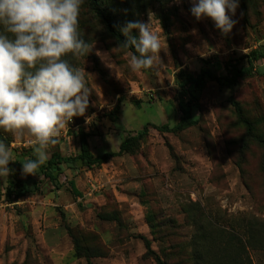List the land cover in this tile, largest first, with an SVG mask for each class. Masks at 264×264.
<instances>
[{
    "label": "rangeland",
    "instance_id": "rangeland-1",
    "mask_svg": "<svg viewBox=\"0 0 264 264\" xmlns=\"http://www.w3.org/2000/svg\"><path fill=\"white\" fill-rule=\"evenodd\" d=\"M105 4L119 31L129 21L151 23L163 45L161 63L132 72L128 53H138L120 46L84 0L79 30L94 47L65 59L85 70L89 107L62 130L49 157L78 156L70 134L80 130L92 134L95 156L117 152L146 126L149 133L99 168L64 167L60 190L43 181L40 193L15 204L2 198L9 176L0 178V264H156L149 251L168 264H247L248 257L264 264V76L235 86L209 82L192 110L196 126L157 130L180 122L181 70L196 75L209 60L223 76L228 61L264 47V0H239L227 35L210 18L192 16L191 0ZM257 66L264 71V61ZM8 136L13 157L32 148L27 139ZM30 177L32 186L42 180ZM71 179L82 197L71 193ZM75 240L90 258L77 255Z\"/></svg>",
    "mask_w": 264,
    "mask_h": 264
},
{
    "label": "clouds",
    "instance_id": "clouds-1",
    "mask_svg": "<svg viewBox=\"0 0 264 264\" xmlns=\"http://www.w3.org/2000/svg\"><path fill=\"white\" fill-rule=\"evenodd\" d=\"M83 2L0 0V129L32 146L35 158L22 162V176L38 175L62 130L89 107L92 89L85 70L65 59L69 54L87 56L94 47L79 30ZM191 4L192 16L210 18L223 35L237 23L232 17L239 0H191ZM133 29L138 37L132 35ZM120 31L126 38L120 46L138 53H128L132 72L159 66L163 45L151 23L129 21ZM13 161L9 145L0 140V178L10 175Z\"/></svg>",
    "mask_w": 264,
    "mask_h": 264
},
{
    "label": "trees",
    "instance_id": "trees-1",
    "mask_svg": "<svg viewBox=\"0 0 264 264\" xmlns=\"http://www.w3.org/2000/svg\"><path fill=\"white\" fill-rule=\"evenodd\" d=\"M87 5L92 15L104 24L107 31L114 36L120 44L124 43L125 39L123 34L116 29L114 18H112L111 14L108 12L105 0H87ZM133 52H135L134 49ZM263 61L264 47H261L252 50L249 54L237 60H230L224 64L223 76L217 75L212 62L209 60L202 61L204 64L200 72L196 75L189 71L181 70L176 75V85L178 87L176 102L177 110L181 113L182 117L180 122L175 126L170 127L168 125H163L158 127L157 130L161 133H179L186 128L196 126L197 121L192 118V110L194 107L198 106V94L206 89L209 82H216L220 86H235L242 79L253 76H264L263 69L257 66ZM117 110L118 108L115 112H117ZM238 115L242 118V112L239 111ZM148 133L149 127L146 126L137 135L125 138L121 142L117 152L108 151L98 156L92 154L90 150L89 139L92 137V134L82 130L71 133L70 135H73L79 142L80 154L78 156H64L59 152L52 153L47 163L42 165L39 170L38 174L41 176L42 180L33 183V186L30 184L31 175L22 176V162L29 158L34 159L35 157L33 156L32 148L24 149L20 154L14 157L15 161L9 163V168L12 169V172L9 175L7 187L5 193L2 194V198L7 204H15L27 195L40 193V186L43 184V181L49 182L56 190H60L63 184H61L59 180V175L63 173L64 167L70 168L73 164L81 163L82 166H86L90 169L99 168L112 159L121 157L129 152L130 149L146 137ZM8 134L9 133L0 129V140L10 145L11 140ZM68 187L75 197H82L81 192L76 187L74 179L68 181ZM248 237L249 239H247V241L250 243L253 236L249 234ZM74 242L75 250L79 257L84 256L87 259L91 257L88 252H84L82 255L81 253L83 250L78 246L76 240ZM146 245L149 249L148 242H146ZM149 253L154 257L156 264H168L157 257L152 251H149ZM239 264H246V262ZM247 264H253L249 257Z\"/></svg>",
    "mask_w": 264,
    "mask_h": 264
}]
</instances>
